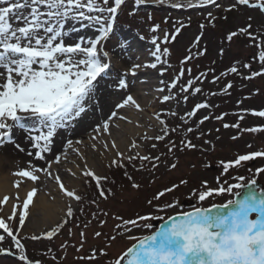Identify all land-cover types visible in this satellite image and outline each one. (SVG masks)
Segmentation results:
<instances>
[{"label":"rangeland","instance_id":"obj_1","mask_svg":"<svg viewBox=\"0 0 264 264\" xmlns=\"http://www.w3.org/2000/svg\"><path fill=\"white\" fill-rule=\"evenodd\" d=\"M191 3L192 7L173 8L171 3L137 6L134 5V0H127L122 10L118 11L115 32L106 42L105 48L110 53H114L112 66L96 82L95 102H90L88 110L73 127L59 131L55 138V143L59 146L57 151L46 154L49 159H52L54 154L64 152V145L68 139L74 142L83 141L82 144L73 145L79 149V155L68 149L67 158L62 157L61 162L52 167V172L61 177L66 188L86 196L82 203L61 196L62 193L55 179L48 178L43 173L39 174L40 180L35 184L24 179L19 188L14 187V182L20 178L13 173L21 168H27L28 161L24 165H19L15 160L9 159L6 151L8 146L14 144L6 143L0 146V169H4V171L0 170V172L3 171L0 175L8 177L11 187L9 200L0 205V218L7 221V217L12 214L13 205H16L19 212L27 192L33 187L37 188L38 197L44 195L46 202H56L60 205L58 218L52 222V226L50 223V225H41L39 222L43 216L40 209L33 204L30 205L29 215L17 238L25 245L27 256L31 261H39L40 264H112L127 247L134 243L127 239L128 235L136 237L150 235L163 224L161 219H152L147 221L151 224V228H133L132 225H128L131 232L125 233L123 220L136 219L140 215L148 214L167 219L168 215L174 214V211H190L201 203L204 207L213 203L222 204L232 198L225 194L199 202L198 197L193 195V190H202V181H207L210 186L216 187L218 180L220 183L225 180L228 183H236L235 178L243 176L245 180L255 178L257 187L264 188V173L254 175L257 168L264 167V157L242 162L241 166L229 169L228 173H223L220 165V161L234 160L237 155L264 151V130L256 133L245 131L252 127L264 128V118L251 114L252 110H264V76L254 77L251 80L245 79L253 71H259L261 68L258 61V52L261 49L257 48L256 44L264 42V13L245 5L236 4L232 7L235 0H216L219 7L216 4L202 5L199 0H191ZM130 11L136 14L129 16ZM208 13L212 15L209 16ZM149 14L152 15V20L147 19ZM249 17L252 19L249 20ZM166 19L167 22H165ZM83 23L87 25L88 22ZM181 24L184 27L181 28L177 38L165 43L163 41L165 31L171 36ZM248 24L252 25L249 29L252 36L239 34V30L246 28ZM154 25H159L155 33L150 30ZM73 27L85 29L87 32L77 34L72 31L73 35L65 37L68 43L79 42L81 37L87 41L97 34L95 26L81 27L80 21H66L64 30L70 31ZM231 32L238 34L228 41L227 36ZM140 36L144 39L140 40ZM153 36L158 38L161 48L167 47L170 50L169 56H161V62L157 63L156 69L141 68L135 76H126L129 89L118 90L116 88L118 77L123 75L132 63L143 65L156 62L155 57L150 54L155 51V46L151 44ZM197 37L200 38L198 41ZM117 41L126 42V45L130 47L121 49L117 46ZM221 50H223L222 53ZM164 60H167V63H164ZM244 64H249L250 67L245 68ZM234 66L237 72H229L228 70ZM173 80H176V87L172 89V94L176 96V99L162 101L163 96L169 95L168 87ZM189 80L193 82L190 87ZM229 83L232 87L225 94L223 89ZM181 87H189V91L181 92ZM195 88H200L201 91L193 95ZM157 89H164V91H157ZM128 94L134 96L142 110H137L135 107L119 110L115 108V105ZM184 96L188 97L187 100H184ZM109 99L110 102L107 101ZM197 103H207L209 107L198 110L193 117H188L186 113L192 111ZM114 110L128 119L113 118L111 134H101L97 140H92L91 135H95L93 129L107 119ZM171 112H176L177 115L173 116ZM156 114L165 121V125L159 124L155 118ZM182 116L187 120L186 124L180 119ZM204 116H208L209 119L199 124ZM218 116L222 119H216ZM128 120L131 123H128ZM27 123L31 125L32 122ZM225 124L230 126L225 128ZM237 124L238 128L231 126ZM164 126L169 129L179 127L176 132H170L164 141L142 139L145 135L151 137L162 135L161 129ZM188 127H192L194 131L188 133L186 131ZM18 133L19 130H14L16 143ZM182 139L190 140L196 148H185L180 151L183 147ZM113 141L117 145L116 149L111 148ZM133 141L141 147L132 149ZM169 141L177 145L171 156L167 154ZM105 143L109 145L107 149L103 146ZM153 143L156 144L155 149L151 147ZM93 144L96 145L95 149L92 147ZM117 150L125 155H135L139 151L142 155L152 157L163 153L162 160L168 163L178 161V167L168 170L161 164L154 170L155 182L149 183L154 178L150 171L137 172L131 164H128L126 169L108 167L110 161L117 158ZM34 164L46 167L44 161ZM85 164L97 175L109 178L103 186L105 189H111L113 194L107 199L98 197L94 181L89 184L84 183L85 179L90 180L82 174ZM135 164L139 167L140 161L137 160ZM193 164L196 165L195 168L192 167ZM146 167L150 168L151 165L146 162ZM69 169L71 171H68ZM125 170L142 185L139 190L131 187V182L123 174ZM181 179L187 180L188 184L181 185L174 193L165 194L162 199L153 202L159 206L166 203L178 204L175 210L157 211L155 207L147 203L158 191H162L164 187H170L173 183H179ZM36 195L33 197V203ZM4 197L0 195V200ZM93 199L96 203L90 202ZM69 205L74 211L71 218L66 216ZM117 216L122 219H115ZM65 220L67 223L57 231L55 236L50 240L43 238L44 233L56 228ZM101 221L105 223L101 224ZM7 222L14 230L19 227L18 216ZM38 223L41 227L37 226ZM138 223L146 222L138 221ZM116 225L121 227L117 228ZM81 232L84 233L83 240ZM96 232H100L101 235L95 236ZM0 235L5 236L0 246L16 252L11 238L3 230H0ZM33 235L41 236V239L31 240L30 237ZM113 236L116 237L114 241L111 239ZM81 243H83L82 248ZM101 249L107 253L106 256L99 254ZM93 250H96L95 260L81 259V257L91 256ZM0 264H22V262L17 259V256L4 253L0 254Z\"/></svg>","mask_w":264,"mask_h":264},{"label":"snow or ice","instance_id":"obj_2","mask_svg":"<svg viewBox=\"0 0 264 264\" xmlns=\"http://www.w3.org/2000/svg\"><path fill=\"white\" fill-rule=\"evenodd\" d=\"M126 3L127 0H0V5H4L0 6V146L12 143L19 151L24 152L25 149L16 143L13 135L14 130L22 131L25 133V140L34 150L27 151V155L36 161H44L46 164V167H39L30 160L27 168H21L13 173L20 178L14 182V187L19 188L24 179L35 184L40 180L39 174L43 173L48 178H54L60 192L70 200L82 203L86 199V196L78 194L76 190L66 188L61 177L52 172L54 164H59L62 157L67 158L68 149L79 155V149L73 145L74 143L82 144L83 141L76 140L74 142L68 139L64 145V152L54 154L52 159H49L46 154L54 153L55 138L59 131L73 127L82 114L88 110L90 102H95L96 82L112 66L114 53L105 50L106 42L112 38L118 11L122 10V6ZM166 3H171L173 8L193 6L191 0H186V2H181V0H134V5L137 6ZM199 3L202 5L216 4V0H199ZM236 4L259 9L261 13H264V0H254V2L253 0H235L232 7H235ZM216 6L220 5L216 4ZM128 14L134 16L136 13L130 11ZM208 15L212 14L208 13ZM152 18L151 14L147 16L148 20H152ZM251 19L249 17V20ZM69 20L80 21L81 27L95 26L97 34L87 41L81 37L79 42H66L65 37L69 33L64 29L66 21ZM85 21L88 22L87 25L83 23ZM182 27H184L183 24L180 28H176L171 36L165 31L163 41L165 43L170 40L174 41ZM251 27L252 25L248 24L246 28H241L239 34L251 37L252 33L249 32ZM158 29L159 25H154L150 30L155 33ZM71 30L77 31L74 27ZM237 34V32L229 33L227 40L231 41ZM252 38L255 39V37ZM139 39L143 40L144 37L140 36ZM199 39L197 37V41ZM151 44L155 46V51L150 54L155 57L156 62L143 65L132 63L131 67L118 77L116 84L118 90L129 89L126 76H135L141 68L156 69L157 63L161 62V56H169L170 50L167 47L161 48L157 37L153 36ZM117 46L121 49L126 46L130 47V45H126V42L120 41H117ZM256 47L261 49L258 52L261 68L259 71H253L245 79L251 80L254 77L264 76V42L257 43ZM222 52L223 50H221ZM163 62L167 63V60ZM243 67L249 68L250 65L244 64ZM228 71L236 73L237 68L234 66ZM192 83L189 80V87ZM175 87L176 80H173L168 87L169 95L163 96L162 101L176 99V96L172 94V89ZM189 87H181L180 91L186 93L189 91ZM231 87V83L227 84L223 92L226 94ZM157 91L162 92L164 89H157ZM200 91V88H195L192 94L195 95ZM187 98L184 96V100ZM125 107L142 110L132 94L126 95L121 102L115 105L117 110ZM208 107L207 103H197L186 115L193 117L198 110ZM251 114L264 118V110H252ZM171 115L175 116L177 113L171 112ZM113 118L128 119L114 110L107 119L96 125L93 129L95 135H91L90 138L95 141L101 134L110 135ZM155 118L160 125H165V121L160 118L159 114H156ZM180 119L185 124L187 123L185 117L182 116ZM208 119V116H204L199 124H203ZM216 119H222V117L218 116ZM28 121L32 122L31 125L27 123ZM128 123L131 121L128 120ZM116 126L118 127V125ZM229 126L228 124L224 125L225 128ZM231 126L239 127L238 124ZM177 128L169 129L164 126L161 129L162 135L154 137L145 135L142 139L164 141L165 137L170 132H176ZM262 130H264L262 127L245 129L252 133ZM186 131L191 133L194 129L188 127ZM205 143L209 142L205 141ZM169 144L167 154L171 156L177 145L172 141H169ZM181 145L183 147L180 148V151L185 148H196V145L186 139L181 140ZM103 146L105 149L109 147L107 143ZM92 147L95 149L96 145L93 144ZM140 147L135 141L131 144L132 149ZM151 147L155 149L156 144L153 143ZM111 148H117L115 141L111 143ZM163 155L162 153L152 157L142 155L139 151L135 155H125L117 150V158L112 159L108 167L126 169L127 165L131 164L137 172L150 171L154 178L149 183H154L156 179L154 170L158 169L161 164L168 170L178 167V161L168 163L162 160ZM257 157H264V151L237 155L234 160L220 161V165L223 173H228L229 169L239 167L242 162ZM137 160L140 161L139 167H136L135 164ZM146 162L151 165L150 168L146 167ZM192 167L195 168L196 165L193 164ZM261 173H264V167L257 168L254 175ZM82 174L85 178H90V180L85 179V184H89L91 181L95 182L99 198L107 199L109 195L113 194L111 189H105L103 186L104 182L109 179L107 176L97 175L86 164ZM123 174L131 182L133 189L139 190L142 187L127 170ZM235 179L236 183H228L227 180L220 183L218 180L216 187L210 186L207 181H202V190H193V195L198 197L199 202H205L211 197L225 194L232 197L222 204L213 203L204 207L201 203L200 206L194 207L190 211H174V214L168 215L167 219L148 214L140 215L136 219L123 220L125 233L131 232L128 225H132L133 228H151V224L147 221L152 219H161L163 224L150 235L140 237L128 235L127 239L134 243L127 247L112 264H264V188L257 187L255 178L245 180V177L238 176ZM187 184V180L181 179L179 183L164 187L162 191L154 194L147 203L155 207L157 211L175 210L178 204L166 203L159 206L153 202L159 201L165 194H172L181 185ZM37 191V188L33 187L27 192L19 212H17L16 205H13L12 214L7 217V221L18 216L19 227L15 230L4 218H0V230H3L11 238L16 248V252H12L10 249L0 246V254L15 255L22 264H40L39 261L33 262L28 258L25 245L17 238L25 225L29 207L33 204V197ZM8 200L9 197L5 196L3 200H0V205ZM90 202L96 203V200L93 199ZM81 211H83L82 208ZM104 214L107 215V213ZM73 215V208L69 205L66 216L71 218ZM115 219L122 218L117 216ZM138 221L146 223L139 224ZM66 223L67 220L44 233L43 238L50 240ZM103 223L105 221H101V224ZM116 227L120 228L121 225H116ZM100 235V232L95 233L97 237ZM83 237L84 233L81 232L82 240ZM30 239L39 240L41 236L33 235ZM111 239L114 241L116 237L113 236ZM4 240L5 236L0 235V243ZM82 247L83 243H81ZM99 254L107 255L102 249ZM81 259L95 260L96 250H93L91 256L81 257Z\"/></svg>","mask_w":264,"mask_h":264},{"label":"bare ground","instance_id":"obj_3","mask_svg":"<svg viewBox=\"0 0 264 264\" xmlns=\"http://www.w3.org/2000/svg\"><path fill=\"white\" fill-rule=\"evenodd\" d=\"M86 32H87V30L85 31V29H77V31H75V33H77V34H79V33L84 34ZM68 33H69V36L73 35L72 30L68 31ZM107 101L110 102L111 100L109 99ZM99 113H100V111L97 112L96 117L98 116ZM17 141H18L17 143H19L21 145V147H23L25 149V151L24 152L19 151V149H17L15 147V144L8 146L6 153H7V156L9 157V159H11L12 161L15 160L17 162V164H19V165H24V163H26V161L29 162L30 160H32L33 163L41 162V161H36L33 159V157H29L27 155V151H34V150L31 149L30 143H28V141L25 140V133L24 132L19 131ZM55 145L56 146H55L54 151H57L59 146L57 143H55ZM1 169L4 171L3 168H1ZM3 171H1L0 174H2ZM0 195L1 196H10L11 195V187L9 186V180H8L7 176L0 175ZM61 196H64L63 193ZM33 206H36L37 208H39L41 216H43L42 218H40L41 222H39L41 225L45 226L46 224L50 223L51 225L50 224L49 225L52 226L53 225L52 222H54L58 218L60 205L57 204L56 202H52V203L46 202L44 195L43 196L41 195L39 197L36 195ZM8 207H10V206H8ZM10 208H12V207H10ZM39 223L37 224V226L41 227V225ZM50 226H49V228H50Z\"/></svg>","mask_w":264,"mask_h":264}]
</instances>
